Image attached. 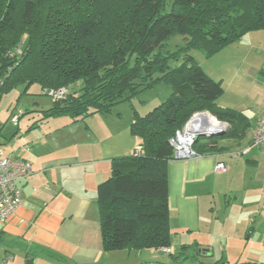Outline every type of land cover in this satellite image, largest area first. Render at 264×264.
<instances>
[{
  "label": "trees",
  "instance_id": "obj_1",
  "mask_svg": "<svg viewBox=\"0 0 264 264\" xmlns=\"http://www.w3.org/2000/svg\"><path fill=\"white\" fill-rule=\"evenodd\" d=\"M255 31H264V0H0V97L33 84L65 90L44 118L83 121L158 83L170 89L145 116L133 112L129 132L141 152L113 159L110 178L97 187L104 252L170 247V139L202 112L227 128L221 137H196L195 155L223 151L219 139L240 141L249 128L246 118L215 104L222 86L190 53L212 57ZM176 35L183 45L163 54ZM212 264L229 263L222 257Z\"/></svg>",
  "mask_w": 264,
  "mask_h": 264
},
{
  "label": "crops",
  "instance_id": "obj_2",
  "mask_svg": "<svg viewBox=\"0 0 264 264\" xmlns=\"http://www.w3.org/2000/svg\"><path fill=\"white\" fill-rule=\"evenodd\" d=\"M237 42L243 43L240 61L221 80L223 95L217 106L246 118L249 128L240 141L218 143L223 151L174 155L166 163L170 254L159 249L104 252L97 187L110 178L112 160L131 156L139 141L129 132L133 113L120 127L114 124L117 119L98 114L83 121L61 117L60 126L54 123L48 129L29 126L19 138L16 132L12 144L0 142L4 157L32 166L30 176L18 183L21 204L0 222V264H25L27 259L31 264H212L203 262L211 257L233 264L232 247L235 263L264 264V226L262 237L256 236L251 212H244L235 225L231 222L237 191L230 181L233 156L243 153L244 167L253 170L247 194L255 193L258 185L264 193V162L257 154L264 150L252 143L264 112V31L248 33ZM217 163L227 171L216 173ZM227 223L232 225L225 231ZM131 256L136 262L129 261Z\"/></svg>",
  "mask_w": 264,
  "mask_h": 264
},
{
  "label": "rangeland",
  "instance_id": "obj_3",
  "mask_svg": "<svg viewBox=\"0 0 264 264\" xmlns=\"http://www.w3.org/2000/svg\"><path fill=\"white\" fill-rule=\"evenodd\" d=\"M185 40V38L179 35L172 36L164 44L161 52L163 54H165L166 52H173L177 47L183 45ZM228 47L219 51L212 57H206L201 51H192L190 53V55L195 59L199 66L204 68L208 72V78L214 82L220 83L221 86V80H225L232 67H235V64L240 61V56L242 54L241 51L243 50V43L240 44L238 42H235ZM178 63L179 62H171L169 66L173 68ZM78 89L79 84H76L69 87L68 91L69 93L76 94ZM169 94L170 89L168 85L158 83L152 89L139 92L131 99L130 102H123L114 106L112 108L111 114H107L110 116L106 115V117L107 119H110V117L113 119H117L114 124H117L120 127L126 124L128 117H130L133 112H137L145 116V114L149 113L155 107L163 103L168 98ZM217 101L218 100H216L215 102L216 105ZM53 105L54 101L50 93L41 90V88L36 84L30 85L28 88L20 86L1 95L0 142L4 145L12 144L17 137L16 132L18 133L17 138H19L20 136H23L25 132H27L29 126H44L46 129H48V127L53 125L54 123L60 126L62 122L59 119L66 116L44 118L43 112L50 110ZM13 115L14 117H12ZM14 119H17L16 125L17 123H19L18 129L16 125L13 124ZM220 126L227 128L226 124L223 123H220ZM249 132L247 133V136H249ZM218 141L221 146L223 143H225V140L223 139H219ZM257 154L259 158L258 160L264 162V151ZM233 157L234 167L232 165L233 171L230 181L233 182L231 184L232 190L237 191V193L235 192V194H233V196H237V202L233 205L234 210H232L231 222L235 225L238 218L244 217V212H251V223H253V227L256 232L255 235H260L262 237L264 226V193L258 185L256 186L255 193L251 192L250 195L247 194L246 191L250 190L248 185H251V183L249 182L252 181L250 175L253 170L250 167H244L247 157H244L243 153ZM248 203H251L252 205L248 206ZM231 225L227 223L224 230H228L229 226ZM234 249L235 247H232L229 250V259L231 263L237 264L234 262L237 258L235 251L236 249ZM132 259H134L133 256H131L129 261L136 262ZM214 260L215 259L211 257L205 259L203 262L213 263ZM185 264H198V262L188 260Z\"/></svg>",
  "mask_w": 264,
  "mask_h": 264
},
{
  "label": "built area",
  "instance_id": "obj_4",
  "mask_svg": "<svg viewBox=\"0 0 264 264\" xmlns=\"http://www.w3.org/2000/svg\"><path fill=\"white\" fill-rule=\"evenodd\" d=\"M49 93L53 97V100H59L64 97L66 91L60 90ZM16 120H13L14 125H16ZM196 137L194 132L189 131L187 125L182 131L176 132L175 136L169 141L174 155L186 158L196 156L191 149ZM252 143L264 150V112L253 130ZM134 152L139 154L141 152V146L136 145ZM214 171L219 174L225 173L227 168L223 163H217ZM31 173L32 166L29 162L4 157L0 150V222L4 221L21 204V190L18 188V183L27 179ZM159 250L163 253L170 254L168 248H161Z\"/></svg>",
  "mask_w": 264,
  "mask_h": 264
},
{
  "label": "water",
  "instance_id": "obj_5",
  "mask_svg": "<svg viewBox=\"0 0 264 264\" xmlns=\"http://www.w3.org/2000/svg\"><path fill=\"white\" fill-rule=\"evenodd\" d=\"M208 115L211 119H214L212 116H210L208 113H198L195 114L191 117V119L188 121L187 123V127L189 129V131L194 132L196 134L197 137H207V138H211V137H221L226 133V128L224 127H218L216 128L214 131H210L207 133L203 132L205 129V120H204V116ZM216 121V119H214ZM219 125L220 123L218 121H216ZM197 123L199 125L198 129H194L192 126L193 124ZM25 264H31L30 259H27Z\"/></svg>",
  "mask_w": 264,
  "mask_h": 264
},
{
  "label": "bare ground",
  "instance_id": "obj_6",
  "mask_svg": "<svg viewBox=\"0 0 264 264\" xmlns=\"http://www.w3.org/2000/svg\"><path fill=\"white\" fill-rule=\"evenodd\" d=\"M204 120H205L206 124H205V128H204L205 130L203 132H205L207 134H208V132L214 131L216 128L220 127V125L214 119H211L208 115L204 116ZM199 125L197 123H195V124H193L192 127L194 129H198Z\"/></svg>",
  "mask_w": 264,
  "mask_h": 264
}]
</instances>
